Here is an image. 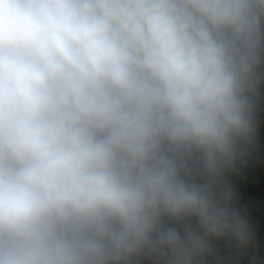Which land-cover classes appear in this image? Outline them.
Wrapping results in <instances>:
<instances>
[{
    "label": "clouds",
    "instance_id": "9594fccd",
    "mask_svg": "<svg viewBox=\"0 0 264 264\" xmlns=\"http://www.w3.org/2000/svg\"><path fill=\"white\" fill-rule=\"evenodd\" d=\"M262 84L264 0H0V264L247 247Z\"/></svg>",
    "mask_w": 264,
    "mask_h": 264
},
{
    "label": "rangeland",
    "instance_id": "374dc122",
    "mask_svg": "<svg viewBox=\"0 0 264 264\" xmlns=\"http://www.w3.org/2000/svg\"><path fill=\"white\" fill-rule=\"evenodd\" d=\"M234 193V207L249 224L253 234L247 247L230 239H213V253L205 264H258L259 255L252 246L264 247V119L258 117L257 135L224 177ZM142 264H150L142 261Z\"/></svg>",
    "mask_w": 264,
    "mask_h": 264
},
{
    "label": "built area",
    "instance_id": "2783aa9c",
    "mask_svg": "<svg viewBox=\"0 0 264 264\" xmlns=\"http://www.w3.org/2000/svg\"><path fill=\"white\" fill-rule=\"evenodd\" d=\"M258 117L264 119V84H262L260 89V102H259V112ZM254 251H257L259 255L258 264H264V247L263 245L252 246Z\"/></svg>",
    "mask_w": 264,
    "mask_h": 264
}]
</instances>
